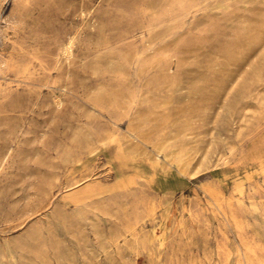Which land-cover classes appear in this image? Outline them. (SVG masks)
I'll use <instances>...</instances> for the list:
<instances>
[{"label":"rangeland","instance_id":"rangeland-1","mask_svg":"<svg viewBox=\"0 0 264 264\" xmlns=\"http://www.w3.org/2000/svg\"><path fill=\"white\" fill-rule=\"evenodd\" d=\"M39 1L1 2L0 27L5 34L0 38V264H40L29 237L35 229L42 232L45 240H49V232L56 236L57 258L50 264H66L63 243L73 252L76 264H107L99 239L89 225L91 218L100 224L104 244H110L112 232L117 234L119 250L115 264H178L179 261L216 264L236 238L204 193L203 186H219L225 196L239 202L236 207L239 211L264 208V86L257 87L259 83L248 63L250 59L258 61L260 55L251 57L253 52L247 53V29L235 18L245 0H186L182 23L154 41L150 40L148 29L152 27L157 32L164 23H170L171 20L165 19L178 12L176 2ZM50 3L51 7L55 5L54 9ZM69 38L73 45L71 55L67 56L62 43ZM198 43L202 45L200 50H196ZM157 50L164 52L160 66L169 69L166 74L173 81L190 85L225 83L227 79L231 81V63L237 67L232 73L241 72L240 77L226 97L209 111L190 109L200 105V98L185 97L187 92L183 88L172 104L160 111L155 124L146 116H119L110 101L113 93L126 85L137 93L132 111L144 113L153 109L154 104L141 102L142 94L151 93L164 99L169 96L165 90L149 92L142 86L146 79L161 76L163 72L159 69L146 79H139L137 64H133L124 79L116 68L120 53L135 52L137 57H147ZM23 65L28 69L25 73L21 70ZM32 80L41 82L34 85ZM99 91L103 92L101 100L96 99ZM169 129L174 133H190L188 138L198 144L203 139L204 143L217 145V151L211 149L200 167L194 168L190 175H181L173 166L165 167L163 155H154L156 152L151 147ZM83 131L93 141L98 134H109L111 138L106 145L95 144L96 149L90 153L78 140ZM146 133L150 143L137 138L136 152L126 154L120 150L125 139L133 140ZM68 150L75 152V161L64 160ZM134 178L139 182L134 190L117 187L120 180ZM93 181L111 207H117L123 200L136 207L133 238L130 232L126 233L127 238L121 236L130 229L121 217L115 220L100 209L77 203L83 195L81 189ZM165 193H171L169 205L162 196ZM245 218L246 236L250 238L257 224L248 214ZM78 226L85 229V245ZM69 229L76 231L78 242L70 239ZM163 236L165 260L158 263L148 248ZM132 239L140 244L138 260L127 246Z\"/></svg>","mask_w":264,"mask_h":264},{"label":"bare ground","instance_id":"bare-ground-1","mask_svg":"<svg viewBox=\"0 0 264 264\" xmlns=\"http://www.w3.org/2000/svg\"><path fill=\"white\" fill-rule=\"evenodd\" d=\"M76 1H74L73 3H75ZM172 1L177 3L178 12L176 14H174V16H172L171 18L165 19V20H171L170 23H168V22L164 23L162 25V27L157 32L156 31L154 32L152 27H150L148 29L151 41H154L162 33L166 32L170 29H173L175 27V25L182 23V20L184 19L185 15H186V12H184V10H183V5L185 4L186 0H172ZM1 2H2V0H0V14L2 11ZM39 2H41V0ZM55 2H56V0H55ZM60 2L58 3L59 5H57L58 7L61 4ZM70 2H71V0H70ZM166 2H169V0L168 1L166 0ZM40 5H42V3ZM76 5L80 6L81 4L80 5L76 4ZM45 6H47V5L45 4ZM74 6H75V4H74ZM74 6H72V7H74ZM58 7H57V9H58ZM42 8H43V6H42ZM48 8L49 7H47V9ZM50 8L54 9L55 5H54V7H51V3H50ZM68 8L69 7H67V9ZM105 9H107V6ZM116 9H120V8H116ZM71 10H73V9H71ZM75 10L77 11V9H75ZM79 10H80V7H79ZM62 12H60V13H62ZM99 12H101V11H99ZM103 12L104 11H102V13ZM78 13L79 12H77V14ZM102 13L100 15H102ZM40 14L42 15V13H40ZM98 14H96V15H98ZM78 16H80V15H78ZM30 18H28V19L30 20ZM148 18H149V16H148ZM235 18L241 20V24L243 26H245V28L247 29V32L245 34L247 53L253 52V55L251 57L256 56V54H258V53L260 55V57H259L260 59L258 61L252 62L250 59V61L248 63L252 67L254 78L256 79L257 83H259V85L257 87L264 86V0H245L244 5L242 7V11L239 12L238 14H236ZM39 19L41 20V18H39ZM0 20H1V16H0ZM33 21L34 20H32V22ZM28 23H30V22L28 21ZM32 25H33V23H32ZM2 26H4V25H2ZM75 30H77V28ZM104 33H106V32H104ZM4 34H5V30L0 27V38H2ZM66 34H69V33H66ZM48 35H51V34H48ZM60 36H61V34H60ZM60 36H58V37H60ZM51 37H54V36H51ZM47 39H48V37H47ZM48 43H50V42H48ZM62 44L64 45L63 53L68 56L70 54V51H71V48L73 45V41H72V39L69 38L68 40H66ZM50 47H52V45ZM50 47H48V48H50ZM53 48H55V47H53ZM74 48H75V46H74ZM201 48H202V45H200V43H198L196 50H198V49L200 50ZM52 50L54 51V49H52ZM56 50H55V52H56ZM49 51H51V50H49ZM57 52H59V51L57 50ZM107 53H108V51H107ZM39 54L40 53H38L37 55H39ZM102 54H99L97 56H101ZM163 54H164V52L162 50H157V52H155L152 55H149L147 57H145V56L137 57V54L135 52H132V53L131 52H124V53L119 54L120 62L117 64L116 68H117V71H119V73L122 75V77L124 79L128 77L130 70H131V66L133 64H137V69H138L137 77L139 79H141V78L146 79L153 71H156L157 69H159L160 72L161 71L163 72V74L161 76L146 79L144 81V83L142 84V86L146 87L149 92H154V90L155 91H162V90L164 91L165 90V91L170 93L169 96L165 99L164 98H157L154 94H151V93L150 94L149 93L142 94L139 98V99H141V102H143V103L147 102V103L154 104V107L151 111H146L143 113V111H140V110L132 111V105H133V103H135L134 99H135L137 93L135 90H131V88L126 85L122 89L113 93L112 100L110 101L111 106H113V108L116 110V113L119 116L125 117V116H128L130 114H135L136 117L146 116V117H148L149 120L152 121V123L154 122V124H155L156 123L155 121H156L157 117L159 116L160 111L166 110L168 108V106L170 104H172L174 99H176V97H177L176 94L178 92H180L181 90H183V88H185L186 92H187L185 94V97L199 96V98H200V105L191 107L190 109H192L193 111H201V110L203 111L204 109L205 110L207 109V111H209L214 106L218 105L219 102L226 97V95L230 91L231 85L237 80V78L240 77L241 72H238L236 74L232 73L234 70H236L237 67L232 65V63H231V81H228V79H227V81L225 83L218 82V81L213 82L211 84H205L203 82H197V83H193L190 85V84H185L182 81H173V80H170L166 74V72L169 69L167 67L160 66V62H161V58L163 57ZM50 55H53V54L50 53ZM54 55H56V53ZM104 55H105V53L103 54V56ZM76 56H78V54ZM139 56H140V54H139ZM57 58L58 57H56V59ZM40 59H38V60L42 62L43 60L42 59L40 60ZM45 60H47V59H45ZM103 60H105V59H103ZM39 61H37V62L39 63ZM93 62H96V61H93ZM54 63H55V61H54ZM43 64H45V61ZM46 64H47V61H46ZM94 65H96V64H94ZM214 65L215 64H213V66ZM47 66H49V65H47ZM84 67H85V64H84ZM90 67L91 66L89 65V69H90ZM60 68H61V66H60ZM95 68H97V67H95ZM21 70H22V72L25 73L28 69L25 65H23ZM48 70L49 69L47 68V71ZM70 71L71 70H69V72ZM19 73H17V74H19ZM64 74H66V73H64ZM20 75H21V73H20ZM59 76H61V75L59 74ZM47 78H49V77H47ZM25 80H26V78H25ZM66 81H68V79H66ZM36 82H38V83H36ZM36 82H35L36 83L35 84L33 81L34 85L39 84V82H41V81H36ZM57 83H58V81H57ZM225 84H227V85H225ZM31 86L33 87V85H31ZM39 87H37V88H39ZM94 87H95V85H94ZM103 87L104 86H102V88ZM99 88H101V87H99ZM91 90L96 91L94 88H91ZM61 91H63V90H61ZM88 91H89V89H88ZM96 95H97L96 99L100 98V100H101L103 97V92L99 91V92H97ZM89 96L92 99L91 95H89ZM21 99H22V97H21ZM253 100H255V99H253ZM186 104H188V102H186ZM86 111H87V109H86ZM181 111H182V109L180 108L179 112H181ZM82 115H83V113H82ZM128 120H129V118H128ZM85 128L88 129V127H86V126H85ZM132 128H133V126H132ZM79 129H81L80 126H79ZM85 132L84 131L82 132V136H80L78 140L80 141L81 144L85 145L86 149H88L90 153L94 152V150L96 149V148H93V146L95 144H99L100 146L106 145V144H108V142L110 141V138H111L109 134H104V135L98 134L97 139L95 141H93L92 138L90 137V135L85 133ZM95 132L97 133V131H95ZM96 133H94V134H96ZM71 136H72V134H71ZM188 136H190V133H187L185 131L179 132V133H174L172 130L169 129V132L167 134H165L164 136H158L155 139V141L151 144V147L156 152V154H154V155H157V156H158V154L163 155L162 161H163V164L165 165V167L173 166V168L176 171H178L181 175H184V176L190 175L191 171L194 168L200 167V165L203 164V162L207 159V156L209 155V151L211 149H213L214 152L217 151V149L215 148L217 145L214 147L211 145L210 142L204 143L203 139H201L199 141V143H201V144H198L195 142L194 139H193V141H191V139H189ZM137 138L146 144L150 143L149 135L147 133L143 134V135H137L133 140L127 138V139H125V141L121 142L120 143V150L126 154L136 152L137 147H138V142L136 140ZM10 152H11V150H10ZM119 154L121 155V153H119ZM64 155H65L64 160H68V161H75L76 160V154L73 151L68 150L65 152ZM124 155H122V156H124ZM7 158H6V160H7ZM65 164H67V163H65ZM120 181L121 182H119L117 185L119 190H130V191H132L135 189V185L139 184V182L136 178L129 180V181H126V182L123 180H120ZM81 190L83 192V195L80 199L77 200V203L81 204L82 206L91 208V209H98V210L100 209V211L102 210L106 216H108L109 218H113L115 220H119L121 217L125 221V223H127L130 226V229L126 232H122L121 236L123 238H127L128 236L126 235V233L130 232V237H132V238L134 237V234H133V232L135 231L134 227L137 223V215H134V214H136L138 211H137L136 207H134L133 204H131L130 202H128L126 200H123V202H121L117 207H111L109 201L104 198L103 192L101 191V189L99 188V186L96 184L95 181L88 183ZM203 191L206 195H208V197L211 200L213 207L215 208L217 213L221 216V218L225 221V225H227L231 229V232L234 234V236L236 238L234 245H231V248H226L223 251V256H224L223 259H220V257H218V261L216 262V264H264V208H261V209L256 208V209L249 210V211H239L236 208L237 205L239 204V202H234L232 197L225 196L222 189L219 186L214 185V184H208V185L203 186ZM162 196L164 197L166 204L169 205V201L171 199V193H165V194H162ZM40 204H42V203H40ZM40 207H41V205H40ZM146 209H147V207H146ZM148 210H149V207H148ZM37 211H39V210H37ZM37 211H34V212H37ZM31 212H33V210ZM21 213H23V212L21 211ZM21 213H20V215H21ZM33 214H35V213H33ZM245 214H248L250 216V219L255 221L257 224V226H255V228L252 230L253 234L250 238H248L246 236V230L245 229H246V223L248 222V220L245 218ZM86 218H88V217H86ZM22 220H24V219H22ZM89 221H90L89 225L92 229V232L99 239L100 248L102 249V254L104 256V261L107 262V264H115V260H116V257L118 255V250H119V248L117 246L118 243L116 240L117 234L112 232L110 244L106 245V244H104L105 241H104V236H103V230H102L100 224L98 223V221L96 219H92V218L89 219ZM19 223H21V222H19ZM21 228H22V226H21ZM78 229H79L80 237H81V239L85 245V243L87 241L85 229L83 226H78ZM131 232H132V234H131ZM67 234L71 237L70 239H74V240H76V242H78L76 231L74 229H69L67 231ZM49 235H50L49 240H47V239L45 240L42 232L39 229L33 230V232L29 235V237L31 238V241H32V249H33L35 258L40 264H50V261L52 259L57 258V256H56L57 246H56V242H55L56 236L50 232H49ZM213 237H214V235H213ZM165 241H166L165 236H163L162 240H160L158 243L155 242L154 245H151V247L148 248V252L157 258L156 262H158V263L162 262V260H165V257L163 256V254L166 251ZM63 246H64V251H65L64 260L66 261V264H76L74 262V254L69 249L68 245L66 243H63ZM127 246L130 247L129 250L132 252V254L134 256H136V259L138 260L139 259L138 248L140 247V244L138 242H136L134 239H132L128 243ZM79 255H81V254L79 253ZM81 256H83V255H81ZM99 263H100V261H99ZM178 264H182L181 261H179ZM190 264H194V263L192 262Z\"/></svg>","mask_w":264,"mask_h":264}]
</instances>
